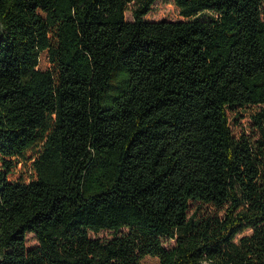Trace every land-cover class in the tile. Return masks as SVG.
<instances>
[{
    "label": "trees",
    "instance_id": "16d2710c",
    "mask_svg": "<svg viewBox=\"0 0 264 264\" xmlns=\"http://www.w3.org/2000/svg\"><path fill=\"white\" fill-rule=\"evenodd\" d=\"M154 1L0 0V264H264V0Z\"/></svg>",
    "mask_w": 264,
    "mask_h": 264
},
{
    "label": "rangeland",
    "instance_id": "374dc122",
    "mask_svg": "<svg viewBox=\"0 0 264 264\" xmlns=\"http://www.w3.org/2000/svg\"><path fill=\"white\" fill-rule=\"evenodd\" d=\"M137 2H132L128 5L125 12V18L127 20H132L133 9L136 7ZM148 20H183L184 18L179 14L178 7L174 4L173 0H155L151 5L150 12L145 16ZM48 68V61L46 58V53H42L40 56L38 69L46 70ZM122 73V71H119ZM118 72V73H119ZM121 84V83H120ZM255 108L247 109L241 112L240 116H237L235 120H231V127L234 133H237L241 130L250 131V110ZM19 169V168H18ZM16 172H23L22 170H17ZM210 213H215V211L208 210ZM250 231H245L249 233ZM36 239L33 234L27 235V246L35 245ZM173 244V241L165 243L166 247H169ZM141 264H159L157 257L146 256L142 259Z\"/></svg>",
    "mask_w": 264,
    "mask_h": 264
}]
</instances>
